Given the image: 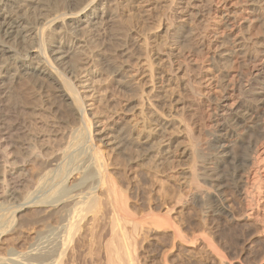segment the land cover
<instances>
[{"label":"bare ground","instance_id":"1","mask_svg":"<svg viewBox=\"0 0 264 264\" xmlns=\"http://www.w3.org/2000/svg\"><path fill=\"white\" fill-rule=\"evenodd\" d=\"M218 2L168 0L165 5L171 10V14L168 12L171 17L167 18L166 33L169 28L176 29L169 34L172 39L169 50L160 57V47L157 49L158 55L153 49L145 47L146 55L137 58L135 65L125 67L121 64L123 62H120L121 65L110 64L106 71L116 73L119 86L133 90L134 105L129 109L127 106L110 109L107 117L109 123H97L92 127V118L87 113L81 91V88H88L87 81L79 80L82 76L79 75L81 72H77L79 61L81 64L83 59L89 57L87 48L92 40L88 39V42L83 35L99 29L105 17L118 10L111 6L114 3L110 5V0H0V171L3 172L0 175V198L17 202L14 207H3L4 203L0 201V211H6L0 213V229L10 227L16 213L27 207L59 206L55 212V216L58 215L55 225L46 226L43 233L39 232L25 252L0 257V264H64L65 260L72 261L80 254L77 249L85 241L81 232L82 215L94 214V226L97 214L106 213L112 214V236L103 243L106 264H138L139 250L142 241L148 238L149 229L157 231V240L161 245L183 250L172 259L178 263H190L187 254L201 261L210 258L203 248L186 253L189 247L204 242L218 258L217 264H233L226 251L235 248L237 255H240L245 240L253 234L261 237L263 243H259V248H254L251 255L249 253L251 257L247 260L251 263L264 261V143L260 140V136H264V44L256 48L255 53L242 47L227 52L230 59H237V55L243 52L248 69L244 76L241 75L244 78L240 76L241 81L232 80L221 87H231L232 94L238 89L244 93V97L247 96V100L246 105L231 104L233 107H229L222 104L221 92L213 91L212 86L208 89L213 80L210 72L214 67L211 68V65H216L217 58L215 54H210L212 42L207 27H212L210 19L216 21V16H219L214 6ZM70 6L75 9L68 13ZM62 7H65V12L59 13L56 8ZM202 22L206 23L202 25ZM48 24L62 27L53 30L49 29ZM91 38L94 39L93 36ZM13 44H19L21 52L14 49ZM91 44L94 46L93 41ZM96 45L97 42L94 47H99ZM143 45L147 46L144 42ZM93 46H89L92 47L90 50ZM95 53L99 54V51ZM205 59H211V65L204 63ZM190 69L195 70V74L187 76L184 82L191 97L189 106L205 112L207 120L203 131L208 136L206 143L212 150H201L200 137L192 133L191 124L185 123L190 135L188 144L193 149L190 152L183 148L180 152L182 157L187 155L193 163L188 169L175 172L172 171L174 166L168 154V158L165 156L167 150L163 156L162 142L165 140L159 141L155 135L161 126L169 123L173 112L171 110L164 116L156 101L161 98L160 93L167 96L181 88L182 85L174 82L171 71L189 72ZM21 84L41 87L51 84L64 99L65 106L61 110L64 115L60 116H65L63 119H68L71 125L66 126V129L69 127L67 131L64 127L63 135L60 133L64 138L60 146L52 145L53 138L50 140L51 137L48 139L49 136L45 138L40 135L38 138L44 149L39 150L32 138L26 137L21 142L23 152L15 155L14 136L29 133L27 115L33 110L18 92ZM221 104L228 108H222L224 106ZM133 108L138 112L139 119L134 116L128 118L126 111ZM11 112L17 117H14V123L11 122V115H8ZM253 132L259 136H252ZM244 137L250 146L249 159L242 167V173L234 170L232 179V174L226 178L231 180L234 200L240 204L232 208L224 196L223 176L225 165L229 162L227 160L236 147L242 145L243 142L239 143ZM174 144L175 140H170L166 147L170 149L175 147ZM107 153L118 158V167L112 166L114 162ZM37 162H41L40 168ZM30 163L38 168L33 177L24 173L25 166ZM135 167L144 172L141 176L143 184L154 183L153 176L162 175L172 180L174 186L158 197L150 195L151 189L146 186L133 191L130 174ZM73 176L77 177L72 181ZM193 182L194 190H187L186 193L185 189ZM172 192L178 195L174 198ZM173 201L174 205L166 204ZM164 204L167 208L163 212ZM189 205H195L192 213L181 211L177 216L173 214L177 206L186 209ZM108 206L109 209H106ZM213 214L218 216L217 219ZM243 220H252L253 225L243 227L239 223ZM3 229L6 230L5 227ZM89 235L87 241L91 251L98 233L92 227Z\"/></svg>","mask_w":264,"mask_h":264},{"label":"rangeland","instance_id":"2","mask_svg":"<svg viewBox=\"0 0 264 264\" xmlns=\"http://www.w3.org/2000/svg\"><path fill=\"white\" fill-rule=\"evenodd\" d=\"M115 1L116 0L114 1L110 0V5L114 3L111 6H113L114 9H118V10H114V14L107 15V17H105L104 19L105 22L103 20V25L101 24V27L100 25L98 26V28L100 27L99 29L95 28L96 30L93 29L92 31L89 32L91 34L89 35L87 34L86 36L83 35L87 40L92 39L91 42L89 43V46H93L91 44L92 41L94 43V46L96 42L97 45L99 46V47L93 46V49L91 50L90 48L92 47L88 46L87 52H89V57H86L85 60L83 59L81 61V64L79 61L78 67L80 68L77 71V72H81L79 75L82 76L79 77V80L82 79L87 81L86 84L88 85V88L85 90L84 89L82 90L81 88V91L85 97L84 99L86 101L87 113L92 118V122H93L92 127H94L97 123L108 124L109 119H107V117L110 109L121 108L123 106L124 107L127 106V109H129L134 105L133 90L124 89L121 86H119L118 83L116 82V78H117L116 73L112 72V70L111 71L109 70L110 72H107L108 70L106 71V68L112 63H115L116 65L122 64V66L124 64L125 67H129L130 65L131 66L135 65V63L138 60L137 58L139 57L143 58L146 55L145 47H149L150 49H153V52L154 53L157 52V55H158L157 49L160 47L161 48L160 52L162 54H159V56L163 57L165 52L169 50L170 44L172 43V39L169 36V34L170 32H174L176 30L174 27H172L169 28L168 33H166V29L169 23V21H167V18L169 19L171 17V15H168V12H170L169 14H171V10L169 9V7L167 8V5H165L168 2V0H150V1L149 0H144V1L117 0V3H115ZM127 1H129L130 3ZM219 1L220 2H218V4L214 5L219 16H216V21L210 19L211 25L210 23H208L207 25V26L209 25L212 26L207 28H208V34L210 33L209 34L210 43L212 42L210 54L211 55L215 54L217 58L215 61L216 67L211 65V63H209L212 61L211 59L206 60L207 59L206 58L204 60V63L206 62V64L211 65L212 66L211 68L214 67L213 68L214 70L211 69L210 72V76H212L213 80L211 81V84L208 85L209 86L208 89H210L212 86L213 91H215L216 89L215 92L217 91H218L217 93L221 92L220 94H222L221 97L223 100L221 101V103L226 104L227 106L230 107L232 106L231 104L235 106L245 103L247 100L246 99L247 96L245 95L244 97V93H240L241 91L238 89L237 91H234L235 93L232 94L231 87L225 88L221 86L223 84H228L232 80L236 82L241 77L244 78L243 76L247 72L246 70L248 69V64L246 63L247 62L246 58L241 50L240 52L242 53L240 54H238L239 52H236V54H238L237 59H230L229 56L227 55V52L231 53L235 48L237 50L243 48V50L248 49V52L251 51L250 53H255L256 48H260L264 44V0H219ZM118 2H120V5H117ZM69 8L67 9L68 13L73 12L72 10L75 9L74 6H70ZM56 9L59 10V13H63L65 7H62L60 9L56 8ZM205 23L206 22H202L200 24L203 25ZM48 25L50 27L49 29H53V30L54 29L56 30V28L57 30H59L62 27V25L60 27L56 24H52V25L48 24ZM92 36L94 37V39L91 38ZM90 40H88V42ZM143 42L145 45L147 44V46H144ZM187 43L188 42H186V45ZM13 47L14 49H17L18 51L21 52L22 48L19 46V44H13ZM93 50L95 52L96 50H98L99 54L95 53ZM91 51H93V53ZM100 57L102 58L104 57V58L101 59ZM120 62L123 63L120 64ZM217 65H219V67ZM191 69L189 72H185V70L171 71L170 72L171 75L174 76L173 77L174 82L179 83L183 87L182 86L181 88L179 87L178 91H174V93L171 95L167 94L166 96L163 95L164 93H160L162 94V96L159 100L156 101V104L158 105V109L160 110V113H162L163 115L169 114L171 110L173 112V115L171 116L172 118L170 119L169 123H167L164 127L161 126L162 128L158 127L159 133L158 132L156 133L154 132V133L158 137L157 140L159 139H160L159 141L165 140L164 142H162V146L164 148L163 156L165 155V151L167 150L165 156L167 157L168 154L169 159L171 162H173V166H174L172 171L174 170L175 172L188 169L193 163L191 159H188L189 157L187 155L183 157L181 156L182 155L181 152L183 148L188 149L190 152L193 149L190 146V144H188L190 143L189 141L190 135L185 128V123L191 124L193 128L192 133L200 137L199 139L201 140V145L199 146V148L205 152L212 150V148L208 146V144L206 143V139L208 138V136L203 131L204 122L207 120V116L205 112L203 111L204 112L203 113L202 109L200 108L189 106V100L191 97L189 96L190 95V93L188 92L189 89L186 86H184V82H186L188 77L190 76L192 77V75L195 74L194 73L195 70H191ZM218 81L221 84L220 83L217 84ZM21 85H19V87ZM29 85L24 84L22 85L21 88L18 89V92H20V95L22 96L24 101L27 102L31 107H33L32 108L33 110L30 111L31 113L27 115L26 123L29 126V130H30L29 133L16 134L14 136L16 138V144L13 147V150L15 151V155L17 154L19 155L20 152H23V149L21 148L22 146L21 142L23 141V138L26 137L32 138V142L35 144V147H37L39 150L44 149L41 139L38 138V136L40 135L42 136L44 135L45 138L49 136L47 138L49 139L51 137L50 140L53 138V141L51 142L52 145L60 146L63 143L61 141H64L63 140L64 138L61 136L64 134L63 132H65L66 126L71 125L70 122H68L69 120L65 119L66 118L65 116H60V115H64L62 111H63V107L65 106L64 105L65 101L63 103L64 99L59 96V94L51 84L44 85L45 87L44 86L41 87L35 84H29ZM33 85L35 86V89ZM29 87H33V88H29ZM40 87L41 89H39ZM221 88L224 89H222V91H219L218 89L221 90ZM224 95H226V97ZM223 96L225 97L224 99ZM177 99L179 101L176 102ZM222 106H224L222 108H228L225 105ZM61 107L62 109H60ZM174 107L177 109H175ZM133 110L134 108L132 110L126 111L128 118L130 119L134 116L136 119H139L140 116L137 114L138 112L137 111L135 112ZM34 111L36 114L34 113ZM60 112L61 114H59ZM11 113L12 114L9 113L8 115L9 116L11 115L10 118L13 119V121L11 119L10 120L12 123H14V121L16 120L14 117H16V115H13V112ZM63 117L65 118L63 119ZM64 122L66 123V125ZM68 128L69 127H67L66 131L68 130ZM160 130L164 132L162 133V131ZM60 133L62 135H60ZM251 135L252 136L254 135L256 137L259 136L257 135V132H253ZM245 137L247 138V136ZM245 137L239 143L241 144L243 142L245 145L243 143L242 145L238 144L239 146L236 147L237 148L236 151L234 150V154L232 153L229 160H227V162L228 161L229 162L225 165L226 166L225 170L227 171L228 169L229 174L227 175L226 173H228V171L227 172L225 171L224 172L225 176H223L224 177L223 181L225 180L224 181L225 184H223L224 185L223 189L225 191L224 196L226 198V201H228L227 204L231 205L232 208L235 207L237 208L238 206H240V204L238 205V202L234 200L235 194L233 193L234 190L231 186L232 182H230L231 181L230 179H232L233 174L235 172L242 173V170L244 169L242 167H244V165L248 161L249 159L248 156L250 154L249 153L250 146L245 142L248 141L246 140ZM260 137H262L260 139L261 142L264 143V136H260ZM170 140H175V144H174L175 147L168 149L166 147L167 146L166 144H168ZM262 143L259 145H262ZM209 148H211V150ZM107 155L114 162L112 166L118 167V165L116 164L118 163V158L110 153L109 154L107 153ZM234 157L237 158L235 159ZM37 164L42 165L41 162H37ZM40 165L38 168H40ZM38 168H36V165L33 163L27 164L25 166L24 173H26L30 177H33L35 176L34 174H36ZM134 169L135 170H133V172L130 174V177L133 181V187H134L133 191L135 190V188L137 189L138 187L146 186L151 189L150 195H152L153 197H158L161 193L166 191V189L174 186V182H172V180H169L167 177L162 175H154L153 176L154 183L149 182V184H143V182L141 181V176L143 175L144 172L138 167H135ZM1 174H3V172L0 171V175ZM231 174L232 176H230ZM229 176L231 178L226 179L229 178ZM76 177L77 176H73L71 178L72 181L75 180ZM194 187H195V183L193 182L185 189V192L187 193V190L189 191L190 189L194 190ZM172 195L175 198L178 195V193L172 192ZM132 198L133 196L131 194V199ZM0 201L4 203L3 207H7V206L14 207V205L16 206L17 204V202L14 200H4V198H0ZM9 201L10 204L7 205ZM233 203L234 204L237 203V204L233 205ZM166 204L174 205V201ZM166 204L163 205L162 208L163 212L166 211L167 208ZM52 206L55 205L50 204V205H42V206L41 205L32 206V207L30 206L17 212L14 218V223H12V225L10 224V227L4 226L6 230L7 228L8 230L6 231L3 229L4 230L3 231L2 228L4 227L0 229V257L3 256L6 258V257H10V253L25 252L28 249V247L31 245V243L35 241V237L36 235L39 234V232L43 233L45 229H47L46 226L48 227L49 225L50 226L55 225L57 221L55 218H58L57 214L55 216V212L57 211L59 206L58 207L57 205L56 207H52ZM106 209H109V206L106 207ZM194 209H195V205H189L186 209H183L181 206H177L175 209L176 211L173 214L177 216L180 214L181 211H183V213L184 212L192 213ZM12 210L13 209H11L9 213H11ZM3 212L6 213V211H2V210L0 211V213ZM11 215H9V218ZM213 216L216 217L215 214H213ZM82 217L83 220L81 221V232L85 236V238H83V241L84 240L87 241V239H89L90 237L89 231L92 227L96 229L98 233L97 236L98 239H96V242L94 243L91 251L88 246V241L87 242L84 241L82 246H80L79 249H77L79 250L80 253L78 257H76L72 261L65 260L63 263L64 264H106L105 254L103 250L104 249L103 243L112 236V227H111L112 214L109 213L97 214V223L94 226L92 224L94 214H86V215H82ZM179 222H181V220ZM7 223L8 222L6 221L5 224L8 225ZM239 223H241L243 227H247L248 224L249 226L250 224L253 225L252 220H243ZM128 230L131 231L130 226H128ZM155 231H156L155 229H149V232H147V234H149L147 235L148 238L146 239V241H142L141 248L139 250L140 262L138 264H183L181 262L178 263L177 261L172 260L173 258L177 257L178 254L182 253L183 250L181 251L180 249H177V247L172 249L170 245L167 246L161 245L160 242L157 240L158 233L157 231L156 232ZM253 235L254 236L251 235L247 240H245L244 250H242V252L240 251L241 252L240 255H237L238 250H235V248L226 251L228 258L232 261L233 264H249V263L264 264L263 260L262 261L260 260L258 263L248 262L249 258L251 257V256L249 257V253L251 251L253 252L254 248L255 250L258 249L259 243H263L261 237L256 236V234ZM201 248L208 251L210 258H208L205 261H201L198 257H193L191 254H187V258L190 260V263L188 264H217L219 262L218 258L213 253H211L210 249L206 247V244L204 242H200L195 247H189L186 250V253L187 252L189 253V251L196 252L199 251ZM66 261L68 262L66 263Z\"/></svg>","mask_w":264,"mask_h":264}]
</instances>
